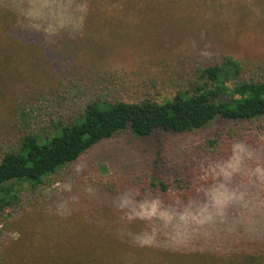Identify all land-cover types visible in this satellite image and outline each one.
I'll list each match as a JSON object with an SVG mask.
<instances>
[{
	"label": "rangeland",
	"instance_id": "1",
	"mask_svg": "<svg viewBox=\"0 0 264 264\" xmlns=\"http://www.w3.org/2000/svg\"><path fill=\"white\" fill-rule=\"evenodd\" d=\"M11 25L14 39L0 35V160L99 95L170 100L195 65L224 56L264 80V0H0V27ZM32 28L45 37L28 38ZM238 128L244 140L230 142L225 130ZM159 179L181 180L180 193L158 195ZM13 194L0 262L57 264L60 252L90 248L102 264H198L211 242L264 230V117L150 139L125 130Z\"/></svg>",
	"mask_w": 264,
	"mask_h": 264
},
{
	"label": "trees",
	"instance_id": "2",
	"mask_svg": "<svg viewBox=\"0 0 264 264\" xmlns=\"http://www.w3.org/2000/svg\"><path fill=\"white\" fill-rule=\"evenodd\" d=\"M19 29L13 25L3 26L0 35L14 39V33ZM44 31L32 28L27 37H45ZM259 68L264 72V64H257L256 69ZM245 76L244 62L230 55L224 56L211 66L195 65L192 76L170 100L157 102L147 98L127 103L108 101L107 97L99 95L83 107L77 118L54 124L53 133L45 137L28 133L20 140L16 151L6 152L0 160V213L18 201L13 194L14 184L39 185L99 142L125 130L137 138L150 139L163 134H190L218 118L240 122L264 117V80ZM21 118H27L26 114ZM224 135L232 142L243 141L245 134L238 128L227 129ZM215 147L214 142L207 143L210 152L216 150ZM180 184L181 180L172 186L166 179H159L152 180L150 187L158 195L165 196L169 191H179ZM234 236L222 246L216 247L217 243L211 242L214 248L208 252L202 253L200 246L197 249L201 252L197 255L198 264H264V230L247 227ZM12 251L9 255L14 257L19 253L18 249ZM90 251V248L84 252L66 250L55 257L57 264H75L77 261L80 263L76 264H102L95 251ZM40 252L45 251L41 249ZM50 255L47 252L44 257L50 259ZM9 260L0 264H10Z\"/></svg>",
	"mask_w": 264,
	"mask_h": 264
}]
</instances>
